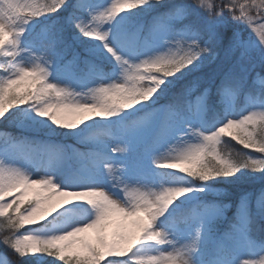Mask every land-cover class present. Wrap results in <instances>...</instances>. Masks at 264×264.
Returning a JSON list of instances; mask_svg holds the SVG:
<instances>
[{"label":"snow or ice","instance_id":"obj_1","mask_svg":"<svg viewBox=\"0 0 264 264\" xmlns=\"http://www.w3.org/2000/svg\"><path fill=\"white\" fill-rule=\"evenodd\" d=\"M74 46L97 73L80 91L61 82ZM237 97L258 102L237 111ZM61 110L98 111L62 124ZM21 113L88 150L0 131V244L16 257L0 252V264H230L234 252L236 264H264V237L247 219L216 237L221 206L194 198L209 182L264 173V158L223 139L264 154V0H0V121ZM69 155L78 172L63 182ZM82 202L83 216L54 223Z\"/></svg>","mask_w":264,"mask_h":264},{"label":"rangeland","instance_id":"obj_2","mask_svg":"<svg viewBox=\"0 0 264 264\" xmlns=\"http://www.w3.org/2000/svg\"><path fill=\"white\" fill-rule=\"evenodd\" d=\"M48 24H51V22L50 23L47 22V19L36 21V22H34L32 28H30V32L39 31L45 25H48ZM26 46H27V41H26ZM74 52L79 54V59L75 63L66 66L65 76L61 79V82L69 84L72 88L76 89L77 91H80V90L86 88L87 86L95 83V81L97 79V73L93 69L91 64H88L89 66L86 65V61L81 63V61H83L85 59L83 57V55L89 54L83 47L74 46V48L67 53L66 59L71 60ZM215 70H216V65L213 64V65L207 66L201 72L194 73L193 75L203 74V75L207 76V75H211ZM104 72L105 73H111L112 67H110V66L106 67L104 69ZM189 79H191V77H189ZM21 90H23V89H21ZM238 98L239 97H237L233 101V106L237 111L244 110L245 107L247 106V104L250 102H258V98L255 101H250L249 99L242 97L243 101L239 104ZM88 99L91 100V97H89ZM96 111H98V110H92V111H88V112L81 113V114H73L72 112H70L68 110H61L58 113V115L61 119L62 124L63 123H79L80 115L95 116ZM32 115L34 116L35 114L32 113ZM17 118H18L17 120L19 121V123H15L14 125H15L16 129L20 130L19 135L27 136L29 138H32L35 140H40L43 142H48V143L64 146L66 149L69 150V152H70L71 148H76L80 152H84V151L88 150L86 147L87 145L84 142V140H82L80 137H78L75 134H72V135H75V139H76L73 141H65V140L58 139L57 137H55L53 135L54 133H52L48 130L47 127H41V128L47 129V130H42V133H44L43 135L36 134L35 133L36 131L33 132L32 129L39 128L40 126L32 124L30 118L28 116L23 115V114L21 116H18ZM36 119L39 120L40 118L36 117ZM104 126L105 125L103 123H101L100 125H97V127H104ZM1 131H3V130H1ZM77 131H79V130H77ZM3 132H10V131L4 130ZM241 153H248L249 155H254L258 158H264V154H261L255 150H253V149H244ZM184 167H191V166L186 165V164H178L176 171H178L180 168H184ZM30 170L32 171L34 178H39L41 175H43V169H41V168H35L34 167V168H30ZM77 172H78V169L75 165V162L73 161L72 157L69 155L65 159L63 165L61 166V171H60V174L58 175V179H60L63 182H69L76 176ZM234 177L237 179H244L246 177L248 179H262V184L264 185V176H260L259 173H250V172L244 170V171H241L240 173H238ZM262 187L263 186H261V188H257L256 190L252 189V187L249 188V186H247L245 188L242 187L239 189L237 194L243 193L244 195L241 196L239 208L234 214V215H236L235 220H231L230 223L235 222L237 219H241V220L247 219L249 222V226H250L251 212H252V209L254 206L260 208L264 214V207H261L257 203V199H258V196L260 194V191L262 189H264V187L263 188ZM228 191L226 189V185L215 184L212 187L207 186V190L204 193H198L194 197L195 200L198 202L213 203V204H217V205L221 206L222 216H220L218 219H215L213 221L212 225L210 226V228L208 229V232L214 233L216 237H219L230 226V225L225 226V224H224V223H226L225 217H226V214H227V211L229 208V201L231 198V194ZM45 194L47 195V193H45ZM248 194H251V196L247 200H245V197L248 196ZM189 199L190 198H188V197L184 198L185 201H188ZM56 200H57V196L54 197V201H56ZM177 203L179 204L181 202L178 201ZM225 205H227V207H223ZM89 208H90V206L87 205L86 202H82L80 210L77 211V204H73L70 207L69 211H66L64 216L59 218L54 223L56 225H62L70 218V216L81 217L85 214V210L89 209ZM141 215L143 216L144 213H141ZM163 226H166V225H162V227ZM169 230L173 231L176 235V238L181 240V241L189 238L188 232L190 231V229L185 230L184 232H177L175 227H169ZM113 231H115V228L109 229V236L110 237H111V234ZM88 235H90L94 238L96 235L95 230H89ZM209 240H210L209 236L206 235L205 236V244L209 245V247L207 249H202V250L205 251L206 259L211 261L212 257H213V252L211 251V249L214 248L216 246V244H215V241H211V244H209ZM0 246H1L0 252H5L6 254H8L6 252V249L4 248V246L2 244H0ZM239 255H240V253L234 252L232 255L230 264H236L237 258Z\"/></svg>","mask_w":264,"mask_h":264},{"label":"trees","instance_id":"obj_3","mask_svg":"<svg viewBox=\"0 0 264 264\" xmlns=\"http://www.w3.org/2000/svg\"><path fill=\"white\" fill-rule=\"evenodd\" d=\"M52 19H55V18H50L48 20V22H50V21L52 22ZM71 50L72 49H69V51H71ZM85 59L90 61L92 59V57L90 55H86ZM240 101L242 102V97H240ZM21 114H18V116H20ZM17 117L15 119H17ZM41 129L42 128H35L33 130L39 131ZM0 130H10L11 133H13L14 135L18 134L16 131V128L14 127V124L12 122H10L9 124L6 125L3 123V121H0ZM54 135L59 137L60 139L66 140V141L73 140V138H74V136L72 134H67L62 129H57V132L54 133ZM223 139L227 141V147L229 150H234L235 152L241 153L244 149H246L242 145H240L237 141L228 137L227 134L224 135ZM259 175L264 176V173H259ZM215 184L226 185L227 191L229 190L228 192L231 194V198H230L231 205L227 211V220H230V218H232V215H234V212L237 208V205L239 203V196L241 194V193L237 194V192L239 191L240 188H242V187L245 188L247 186H249V188L252 187V189H257L259 187L261 188V186L264 187V185L262 184V179H248L247 177L245 179H242V180L237 179L235 177H229L227 179H221L219 181L209 182L208 186H213ZM228 223H229V221L227 222V224ZM251 231L256 236L264 237L263 212L258 208L253 209L252 219H251ZM0 238H2V233H0ZM8 253H9V256L11 259H13V260L16 259V257L10 251Z\"/></svg>","mask_w":264,"mask_h":264},{"label":"bare ground","instance_id":"obj_4","mask_svg":"<svg viewBox=\"0 0 264 264\" xmlns=\"http://www.w3.org/2000/svg\"><path fill=\"white\" fill-rule=\"evenodd\" d=\"M63 199H65V198L62 197V196L57 195V200L56 201L63 200Z\"/></svg>","mask_w":264,"mask_h":264}]
</instances>
